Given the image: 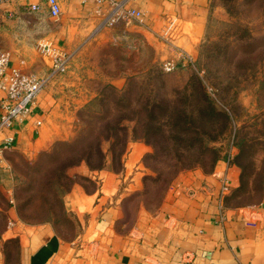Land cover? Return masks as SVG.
Returning a JSON list of instances; mask_svg holds the SVG:
<instances>
[{"label":"crops","instance_id":"1","mask_svg":"<svg viewBox=\"0 0 264 264\" xmlns=\"http://www.w3.org/2000/svg\"><path fill=\"white\" fill-rule=\"evenodd\" d=\"M30 1L39 8L27 9ZM119 1L142 8L146 24L125 18L107 22L110 2L60 0L59 17L51 16L45 0L0 4V48L11 52L10 65L50 78L26 118L0 131V142L6 135L14 136L12 146L0 154V264H264V197L262 214L255 213L252 219L247 218L252 204H231V193L241 183V167L224 158L210 171L200 167L182 171L159 208L141 212L125 231L116 225L123 217L122 179L107 168L90 169L82 163L70 170L94 183L89 187L76 180L64 195L68 216L75 222L74 235H63L55 221L23 219L12 201L7 153L44 147L53 136L52 120L65 115L67 100L85 102L107 78L123 85L131 68L106 73L118 60L127 61L122 53L136 51L142 66L163 59L170 53L158 37L163 33L196 57L213 0ZM41 38L52 39L72 55L66 71L51 74L49 58L37 47ZM147 149L143 142H134L130 160Z\"/></svg>","mask_w":264,"mask_h":264},{"label":"rangeland","instance_id":"2","mask_svg":"<svg viewBox=\"0 0 264 264\" xmlns=\"http://www.w3.org/2000/svg\"><path fill=\"white\" fill-rule=\"evenodd\" d=\"M122 57H127V61L118 60L112 64L113 70L106 73L115 75L125 66L131 68L123 85L107 78L99 83L96 93L91 97L89 95L85 102L67 100L63 104L65 115L52 120L53 136L44 147L30 153L18 150L7 153V163L13 177L10 194L23 218L31 222L50 219L55 221L63 235H74L75 222L63 212L66 193L63 194V190H69L76 180L86 182L89 187L94 186L92 180H86V175L70 171L82 163L90 169L107 168L120 173L123 217L116 223L118 229H129L141 212H155L159 208V194L155 193L157 184L149 181L150 189L147 190L146 186L147 176H156L158 170L152 167L154 159L145 156L155 151L157 139L155 141L151 135L150 138L144 137L148 127L143 122V100L138 101L143 93H152L151 97L154 98L153 91H156L162 95L164 105L170 106L172 112L182 107L187 111L189 122L185 123L184 131L166 129L168 138L158 139L160 150L165 147L172 154L167 157L162 151V158L187 166V169L200 167L212 170L217 162L214 164L212 153L200 157L202 147L196 142L197 134L194 131L198 127L209 128L211 132L212 129L208 123L202 125L205 121L199 115L200 99L185 92L188 90H184V85L189 83L207 86L220 105L230 113L231 123L226 118L224 125L218 124L215 132L218 134L217 139L213 143L222 147L224 159L228 158L233 147L234 156L230 162L242 165L241 183L231 193L229 202L233 205L261 202L264 197V0H213L206 32L196 54L198 64L196 61L195 66L166 72L162 68L166 56L152 59L145 66L141 65L136 51L129 55L122 53ZM129 81L133 102L129 104L124 101L118 107L113 102L115 97L109 86L123 89ZM96 96H102L101 104L97 108L93 107V110L86 107ZM159 109L161 112V107ZM137 114L142 118L140 122H137ZM118 126L125 128L118 129ZM127 132L136 137L123 146ZM81 133V141L86 143L83 148L94 149L102 145V161L96 156L93 162L102 168H91L86 161H80L66 169L70 162L78 159L70 150L71 146L63 147L59 143L71 142ZM171 134L180 136V141L170 138ZM134 142H143L148 149L136 160H130ZM186 147L192 151L188 152L184 160H177L174 157L176 149L183 150ZM158 166L167 165L163 166L160 161ZM181 172H177L175 179Z\"/></svg>","mask_w":264,"mask_h":264},{"label":"trees","instance_id":"3","mask_svg":"<svg viewBox=\"0 0 264 264\" xmlns=\"http://www.w3.org/2000/svg\"><path fill=\"white\" fill-rule=\"evenodd\" d=\"M197 64H198V58H196ZM196 65V63H195ZM187 66H192L191 64H183L182 62L179 63V68H184ZM136 78V77H135ZM130 79V78H129ZM132 80V79H131ZM130 80V81H131ZM133 80H135L133 78ZM130 81L127 83V86L123 87V89H118L114 85H110L109 88H111L112 95L115 97L113 99V102L120 107L122 104L121 102L128 101L129 104L133 102L132 99V86H130ZM137 81V80H135ZM203 85V84H202ZM200 83L199 84H186L184 85V90H188L185 92H188L189 95H193L195 97H198L199 102L201 104L199 110H200V117L205 121L202 125L204 126L206 123L210 124L212 132L210 131L209 128L205 127H198L194 129L195 133L197 134L196 142L199 143V146L202 147L201 152H200V157H206L209 153L213 155V160L214 164L221 158L225 157L223 155L222 147L217 146L213 144L216 139H217V131L218 124H225L226 118H228V121L231 123V116L228 110L221 106L218 99L209 92V89L207 86H202ZM191 90V91H190ZM179 91V90H177ZM155 94V97H151L150 95L146 94H141L139 96L138 101L143 100V105H144V113H145V118L143 122L147 124V130H145L144 137L150 138V135L154 137L155 141L157 139V145H155V151L147 153L145 156L146 158L149 159V157L153 158L155 161V164L152 165L153 168L158 170V173L156 176H147L146 180V186L147 190L150 189V184L149 181H153V183L157 184L155 187V193L159 194V200L161 205L170 185L172 184L173 180L175 179V176L177 172H181L184 169H187V166L183 165H178L175 163H172L168 161L165 158H162V151L165 156L171 157L172 154L169 149H166L165 147H161L162 151L160 150V146L158 145V139L160 138H168V134L165 132L166 129H175L177 131H184L185 129V123L189 122L188 116H187V111L185 110L184 107L179 108L178 110L172 112L170 109V106L164 105L162 101V95L158 94L156 91H153ZM101 100H103L102 96H96L93 98L90 102L86 104V107H89L90 109L96 106L98 107L99 104H101ZM161 107V112H159V108ZM137 122H140L142 120L141 116L139 114L136 115ZM119 125V124H118ZM217 127V128H216ZM123 129L125 127H119L118 129ZM146 129V128H145ZM82 133L79 134L73 141H62L59 143L60 146L63 147H70V150L73 152V155L78 159L76 162L72 161L68 166L66 167L69 168L70 166L77 164L80 161H86L87 164L91 168H102L101 165L95 166L94 165V157H98L102 161L104 157V152L102 149V145H97V148H83L82 143ZM136 137V135H134ZM131 136V134L126 133V138L124 139L123 146H126L128 141L131 138H134ZM170 138L180 141V136L177 134H171L169 136ZM99 141V140H98ZM154 141V140H153ZM99 143V142H98ZM154 143V142H153ZM156 143V142H155ZM213 144V145H212ZM240 143H238V146ZM75 145V146H74ZM215 145V146H214ZM241 150V146H240ZM192 151L190 148H184L183 150H178L176 149V153H174V157L177 160H184L188 156V152ZM240 154V151L238 152ZM237 154V155H238ZM201 159V158H200ZM160 161L163 162V166L167 165L166 167L158 166ZM148 162V160H147ZM101 164V162H100ZM239 166H242L241 164L237 163ZM197 167V166H194ZM244 167V166H243ZM168 168V169H167ZM192 168V167H190ZM167 169V170H166ZM62 174H60V177ZM243 176V175H242ZM244 185V183L242 184ZM68 191V190H67ZM67 191L63 190V194ZM158 206V207H159ZM63 212L65 215H68V212L65 208V203L63 205ZM21 217L23 218L22 214L20 213ZM25 219V218H23ZM26 220V219H25ZM50 220V219H49Z\"/></svg>","mask_w":264,"mask_h":264},{"label":"built area","instance_id":"4","mask_svg":"<svg viewBox=\"0 0 264 264\" xmlns=\"http://www.w3.org/2000/svg\"><path fill=\"white\" fill-rule=\"evenodd\" d=\"M6 0H0V4ZM51 16L59 17L62 13L60 0H45ZM98 4L110 2L111 10L106 21L115 23L119 19L125 18L134 20L138 24H146L145 12L142 8L126 5L124 1L119 0H95ZM27 9L36 10L39 4L36 2H26ZM158 37L164 41L170 53L162 61V68L166 72L174 71L178 68L179 63L191 64L195 66L196 57L186 48L176 42L171 35L159 33ZM38 49L49 58L51 74L57 75L67 70L72 55L62 51L52 39L41 38L37 43ZM11 52L7 49L0 48V89L4 95L0 97V131L12 127L15 120H23L32 111L36 98L42 89L46 86L50 78L39 75L36 72L25 71L19 67L10 65ZM39 125L42 120H37ZM14 136L6 135L0 142V154L10 148L13 144ZM234 148H230L228 161L234 156ZM224 191L229 189L227 176L223 177ZM14 201V199H12ZM263 203L252 204L248 207L250 210L249 219L255 217V213L262 214L261 207ZM260 207V210L258 209ZM246 216V213H245Z\"/></svg>","mask_w":264,"mask_h":264}]
</instances>
